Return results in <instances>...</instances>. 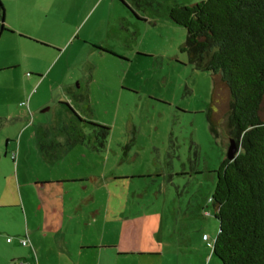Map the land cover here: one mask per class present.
Returning <instances> with one entry per match:
<instances>
[{
  "label": "rangeland",
  "instance_id": "rangeland-1",
  "mask_svg": "<svg viewBox=\"0 0 264 264\" xmlns=\"http://www.w3.org/2000/svg\"><path fill=\"white\" fill-rule=\"evenodd\" d=\"M202 1L0 0V264L56 260L64 237L159 255L116 260V248L98 264H222L211 200L230 95L214 97L170 16ZM27 235L32 249L14 255L7 239Z\"/></svg>",
  "mask_w": 264,
  "mask_h": 264
},
{
  "label": "trees",
  "instance_id": "trees-1",
  "mask_svg": "<svg viewBox=\"0 0 264 264\" xmlns=\"http://www.w3.org/2000/svg\"><path fill=\"white\" fill-rule=\"evenodd\" d=\"M170 16L187 31L190 64L213 75L214 97L228 90V134L241 147L217 173L213 255L222 264H264V0H206Z\"/></svg>",
  "mask_w": 264,
  "mask_h": 264
},
{
  "label": "crops",
  "instance_id": "crops-1",
  "mask_svg": "<svg viewBox=\"0 0 264 264\" xmlns=\"http://www.w3.org/2000/svg\"><path fill=\"white\" fill-rule=\"evenodd\" d=\"M69 148V147H67ZM60 149H62V151H64L63 148L60 147ZM54 152V151H53ZM57 152H61L60 150ZM55 158V157H52ZM53 184H60V183H54L51 181H46L45 184H42L43 187H47ZM41 185V184H40ZM59 192V191H58ZM61 195L60 194H56ZM57 196H53L51 195V197H45L44 198V203L42 206H40L41 210H44L45 213V217H46V221H45V226L44 228L46 229L47 226H57V224H55V222L53 220H55L53 217V213L54 211L52 210L51 206H55L54 202H58L59 201V197ZM60 206V205H58ZM46 209V210H45ZM121 212V211H120ZM49 214V215H48ZM49 221V223H48ZM54 222V223H53ZM127 222V221H125ZM60 228H57L55 231L53 232L54 236H59L60 235ZM47 235V234H46ZM17 237V235L15 236ZM19 237V236H18ZM13 239V238H12ZM68 237H64V238H60V240L57 242L58 244V250H59V256L56 258V260H51L50 258H40L36 256V251L35 252V258H31V257H25V256H18V249H32V244L30 239L28 238V235L25 237H22L21 240H18L16 238L13 239V241L11 243L8 242L9 239H7V243L8 245H10L12 248V251L14 253V255H17L16 257H11L8 259V261L4 264H98V262L100 263V259L102 257L105 256V252H110L113 250H116L117 248V252L118 255H116V260H120V259H125L128 257H136L138 260H143L144 257H156L159 258V255L157 253L154 254H149V253H144V251L142 250H135V249H122L119 247L113 248V247H96L93 244H81V248H75L74 245L72 244V241H68L67 240ZM204 239V238H203ZM18 241V242H17ZM22 241H27L28 245L27 246H23ZM119 248V249H118ZM91 253V254H90ZM108 259H110L109 254H107ZM114 256V254H112ZM113 258V257H112ZM107 259V258H106ZM107 259V260H108Z\"/></svg>",
  "mask_w": 264,
  "mask_h": 264
},
{
  "label": "water",
  "instance_id": "water-1",
  "mask_svg": "<svg viewBox=\"0 0 264 264\" xmlns=\"http://www.w3.org/2000/svg\"><path fill=\"white\" fill-rule=\"evenodd\" d=\"M5 22V15L3 13L2 17H1V24L3 26ZM1 31H2V28H1ZM240 150H241V147L240 145L237 143L236 140H231L230 141V146H229V149H228V153H227V159L230 161V162H233L236 160L237 156L240 154Z\"/></svg>",
  "mask_w": 264,
  "mask_h": 264
},
{
  "label": "built area",
  "instance_id": "built-area-1",
  "mask_svg": "<svg viewBox=\"0 0 264 264\" xmlns=\"http://www.w3.org/2000/svg\"><path fill=\"white\" fill-rule=\"evenodd\" d=\"M204 240L208 241L209 238L207 236H204ZM13 241V239H9L8 242L11 243ZM23 246H27L28 242L27 241H22Z\"/></svg>",
  "mask_w": 264,
  "mask_h": 264
},
{
  "label": "flooded vegetation",
  "instance_id": "flooded-vegetation-1",
  "mask_svg": "<svg viewBox=\"0 0 264 264\" xmlns=\"http://www.w3.org/2000/svg\"><path fill=\"white\" fill-rule=\"evenodd\" d=\"M0 36H2V35L0 34Z\"/></svg>",
  "mask_w": 264,
  "mask_h": 264
}]
</instances>
